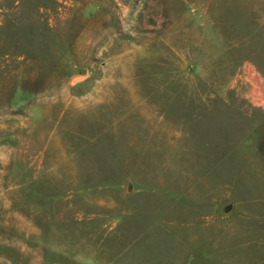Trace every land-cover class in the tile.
<instances>
[{"label":"rangeland","instance_id":"374dc122","mask_svg":"<svg viewBox=\"0 0 264 264\" xmlns=\"http://www.w3.org/2000/svg\"><path fill=\"white\" fill-rule=\"evenodd\" d=\"M0 264H264V0H0Z\"/></svg>","mask_w":264,"mask_h":264}]
</instances>
